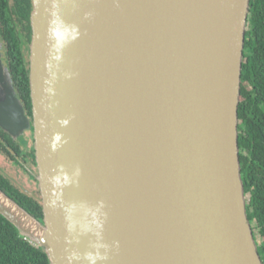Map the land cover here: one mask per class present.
Wrapping results in <instances>:
<instances>
[{"label": "water", "instance_id": "water-1", "mask_svg": "<svg viewBox=\"0 0 264 264\" xmlns=\"http://www.w3.org/2000/svg\"><path fill=\"white\" fill-rule=\"evenodd\" d=\"M34 124L0 66V122L32 130L51 264H264L239 106L251 0H33ZM14 211L17 214H14Z\"/></svg>", "mask_w": 264, "mask_h": 264}, {"label": "trees", "instance_id": "trees-1", "mask_svg": "<svg viewBox=\"0 0 264 264\" xmlns=\"http://www.w3.org/2000/svg\"><path fill=\"white\" fill-rule=\"evenodd\" d=\"M245 44L239 120H243L246 130L243 132L242 125H239L240 160L245 193L247 199L250 197L247 204L248 217L253 227L259 254L264 261V119L261 117L263 111H260L255 104V96L264 101V0H251ZM20 64L18 69L21 81L14 89L19 88L23 103L31 109L29 69L24 60ZM248 84L252 87L251 92H247ZM0 134L11 147L16 149L17 145L10 138L3 133ZM245 147L249 149V155L243 158L242 150ZM0 152L24 170L25 165L22 164V160L25 161L26 158H23L22 154L16 158L1 141ZM32 157L34 158V151ZM0 188L30 214L43 221V206L38 196L33 192L20 190L1 168ZM0 264L51 263L41 247L34 245L0 214Z\"/></svg>", "mask_w": 264, "mask_h": 264}, {"label": "flooded vegetation", "instance_id": "flooded-vegetation-1", "mask_svg": "<svg viewBox=\"0 0 264 264\" xmlns=\"http://www.w3.org/2000/svg\"><path fill=\"white\" fill-rule=\"evenodd\" d=\"M33 11H34L33 0H0V66L3 67L4 74L7 76L9 80H12V84L15 87V85H17V83L21 81L20 71L18 69V67L21 66L20 62L23 60L24 62H26L29 69L28 75H29V85H30L31 109H29L28 106L25 105V103H23L22 94L18 87H16L17 90L15 88L16 91L15 96L22 102L25 109V113L27 117L30 119L31 124H34L33 105H32V97H31V84H30L31 44L33 38V28H32ZM242 86H243V80H242ZM251 89L252 87L250 86V84H248L247 92H251ZM0 90H1V79H0ZM241 101H242V97H241ZM255 104L260 111H263L261 117L264 119V101L259 100V98L255 96ZM240 124L244 129L242 131L245 132L246 125L243 122V120H240ZM0 133L5 134L17 145L16 149H14L8 144V142L4 140V138L0 134V141L7 147V149H9V151L12 154H14L16 158L19 157L18 156L19 154H22V157L26 158L25 161L21 159L22 164L25 165L24 170L18 165L14 164L9 157L2 154L1 152H0V156H3L6 159H8V161H10L11 165L14 166V168H17L20 171H24L28 175L33 176L31 178L36 181V185L38 187V192L37 194L35 193V195L38 196V198L41 200L39 181L37 179L38 167H37L36 152H35V138L32 130H27L23 133V135L19 136L18 138H15L5 130V128L0 122ZM33 151H34V158L32 157ZM242 155L243 158H246L249 155V149L246 147L243 148ZM243 158L242 160L245 163V160ZM6 176L9 179H11L8 175ZM249 198L247 199L248 202H249Z\"/></svg>", "mask_w": 264, "mask_h": 264}, {"label": "rangeland", "instance_id": "rangeland-1", "mask_svg": "<svg viewBox=\"0 0 264 264\" xmlns=\"http://www.w3.org/2000/svg\"><path fill=\"white\" fill-rule=\"evenodd\" d=\"M0 168L8 175L12 181L19 186L18 188L24 192L36 193L38 192V187L36 181L31 178L30 175L24 171H20L11 165L10 161L3 156H0ZM257 235L258 232L256 231Z\"/></svg>", "mask_w": 264, "mask_h": 264}, {"label": "bare ground", "instance_id": "bare-ground-1", "mask_svg": "<svg viewBox=\"0 0 264 264\" xmlns=\"http://www.w3.org/2000/svg\"><path fill=\"white\" fill-rule=\"evenodd\" d=\"M14 214H17V212H16V211H14Z\"/></svg>", "mask_w": 264, "mask_h": 264}]
</instances>
